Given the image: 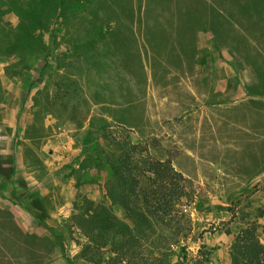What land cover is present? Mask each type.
Wrapping results in <instances>:
<instances>
[{
	"label": "rangeland",
	"instance_id": "1",
	"mask_svg": "<svg viewBox=\"0 0 264 264\" xmlns=\"http://www.w3.org/2000/svg\"><path fill=\"white\" fill-rule=\"evenodd\" d=\"M137 5L0 0V264H91L82 258L88 233L79 221L86 198L106 199L101 126L113 139L123 131L148 140L191 180L195 195L184 208L193 254L205 245L211 264H231L244 228L264 244V94L253 96L264 93V64L260 79L245 80L256 74L242 57L251 47L243 44L239 56L199 32L201 65H181L172 57L177 35L160 25L144 30ZM146 38L169 58L158 63ZM129 102L135 112L121 109ZM25 189L42 201L43 222L27 209L32 202L17 203L13 192ZM39 232L41 241L31 237Z\"/></svg>",
	"mask_w": 264,
	"mask_h": 264
},
{
	"label": "trees",
	"instance_id": "2",
	"mask_svg": "<svg viewBox=\"0 0 264 264\" xmlns=\"http://www.w3.org/2000/svg\"><path fill=\"white\" fill-rule=\"evenodd\" d=\"M63 2L58 0L59 5ZM192 2L198 5L197 9L182 4V0H138L137 24L144 30L160 25L170 37L177 35L171 47L178 48L172 54L178 62L185 57L189 63L193 58L194 36L198 31L212 32L217 46L229 45L228 40L236 42L231 47L239 56L240 48L246 44L251 47V54L242 57L260 79L258 64H264V0ZM152 12L155 14L150 16ZM242 18L253 24L244 26ZM146 39L158 63L169 58ZM248 55L257 61L249 60ZM99 129L107 144L96 155L106 158L109 178L105 200L85 199L84 219L79 221V227L88 233L82 258L91 264H211L210 249L202 245L193 254L185 242L191 233V221L184 200L195 195L191 180L175 168L170 158L156 157L148 140H132L123 131L122 139L117 140L110 136L107 126ZM87 151L84 147V152ZM29 194L26 189L21 194L13 192L14 196H20L16 201L24 207L27 200L32 202L33 207L27 209L37 210L40 214L35 216L43 222L45 207L40 199ZM31 237L42 240L36 235ZM230 257L231 264H264V244L255 229L240 231L231 246Z\"/></svg>",
	"mask_w": 264,
	"mask_h": 264
},
{
	"label": "crops",
	"instance_id": "3",
	"mask_svg": "<svg viewBox=\"0 0 264 264\" xmlns=\"http://www.w3.org/2000/svg\"><path fill=\"white\" fill-rule=\"evenodd\" d=\"M199 32H204V31H198L196 34H195V36H194V38H195V48H194V50H193V58H192V62H193V64L195 65V64H199V65H201V63L199 62V60H198V56H199V48H200V46H198V42H197V35H198V33ZM208 32H210V31H208ZM210 33H212V32H210ZM212 36H213V38H214V35H213V33H212ZM214 42H215V40H214ZM226 47H229L232 51H233V49H232V47H230V45H228V44H226L225 45ZM182 58V57H181ZM183 60L182 61H179V63L181 62V65H186L187 63H188V61H187V59L185 58V57H183L182 58ZM181 73H183V72H181ZM256 75V74H255ZM255 75H253V74H251V76L250 77H247L246 76V78H245V80H247V79H249V80H257L258 78L255 76ZM245 90H247V87H245ZM263 94L264 93H262V94H260V93H255V94H253V96H257L256 98L257 99H260V98H258V97H260V95H262L263 96ZM122 107H121V109H129V110H127V111H129V112H135V110H136V105H135V103L134 102H129V103H124V104H122L121 105ZM139 119L141 120V121H143L144 120V122L146 123V115H145V113L144 112H142V113H140V117H139ZM118 122L119 123H122V124H124L125 126H129L131 129H135L136 131H139V130H141V129H146V126L144 127V124L143 123H141V125L138 127V128H140V129H137V126H135L133 123H127V122H125V121H123V119H120V120H118ZM146 125V124H145ZM263 138H264V135H263ZM259 141V140H258ZM2 197V196H1ZM2 199V198H1ZM35 235L37 236V237H39V238H41V237H43L42 236V234L39 232V233H35Z\"/></svg>",
	"mask_w": 264,
	"mask_h": 264
}]
</instances>
